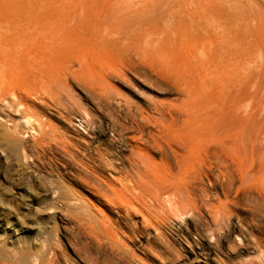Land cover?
Listing matches in <instances>:
<instances>
[{
  "label": "bare ground",
  "instance_id": "1",
  "mask_svg": "<svg viewBox=\"0 0 264 264\" xmlns=\"http://www.w3.org/2000/svg\"><path fill=\"white\" fill-rule=\"evenodd\" d=\"M152 23L0 22V264H164L152 241L185 246L189 264H264L254 25L240 38ZM195 30L212 33L196 44ZM227 47L244 102L207 84ZM80 96L122 117L97 119Z\"/></svg>",
  "mask_w": 264,
  "mask_h": 264
},
{
  "label": "rangeland",
  "instance_id": "2",
  "mask_svg": "<svg viewBox=\"0 0 264 264\" xmlns=\"http://www.w3.org/2000/svg\"><path fill=\"white\" fill-rule=\"evenodd\" d=\"M0 22H148V23L154 22V24H157L158 27L160 26L159 28H161L162 30H166L167 28L166 25L168 26L171 25V28L175 25L176 28L179 29V26L181 25L184 27L183 23L185 24V22H221L222 27L220 28V30L224 29L222 31H224V34L226 33L225 35L231 36L232 33L236 32L238 33V35H240L239 36L240 38L244 37V34L247 33V28H245L246 25H249V22H252V24L251 23L250 24L251 26L254 25V28L253 27L252 28L254 32L253 62H255V64H253L255 66H253L252 68L254 72V74H252L254 75L252 77L253 80L252 82H254L253 86L255 90V102L257 105L256 131L264 135V0H0ZM162 24L165 25V27ZM234 27L236 28V30H238V32L234 30L235 29ZM195 31H198L200 33V36H197L199 35V33L197 32L195 33L193 31L194 33H192L191 39L192 41L195 40L193 42H195L196 44L199 43L200 38L201 39L203 38L201 41L204 42L205 39L207 38V37L204 38V36L208 35L209 37V34L212 33L211 30H209L206 33L204 32L203 34H202L203 31L201 32L200 30H195ZM160 35L159 36L163 38L164 32H162V34ZM157 36L158 35H154V36L148 35V37L150 38L147 37L148 39L146 38L145 39L150 40L151 38L154 37L157 38ZM197 38L199 39L197 40ZM82 41L83 42L81 43V45L84 42L87 45L89 43L88 41H91L90 44H88V46L91 45L90 49L94 50V53H92V55L98 53L99 48L97 44L94 43L95 41H93V39L87 37L84 38V40ZM92 42L95 45H93ZM156 43L158 45H161L163 41H160V44L159 42ZM156 43L155 45H157ZM163 44H169V41L165 42L164 40ZM92 45L94 46V48H92ZM82 46H81L82 48H85L84 45ZM82 48H80V52L83 55H87V56L91 55L92 51L89 50L86 51V49L83 50ZM226 49H224L225 52L224 50H222L223 51L222 54L224 53L228 57L222 58L221 60L223 62L226 60L225 63H222L225 64V66L224 65L222 66V69L224 68L226 70L225 73L226 75L224 74V76L225 77L228 76L227 81L225 77H223L221 80H218L212 76L210 77V82L211 83L213 82L212 83L213 85H210L211 83L208 81L209 79L206 78L205 81L206 82L208 81L207 84L209 85V87H215L216 89H218V87L219 89L226 88L228 89L227 90L228 92L230 93L234 92L233 93L234 95L230 94V96L231 95L233 96V99H236V96L238 95L237 97L238 100L243 101L244 99V101H246L247 93L244 90L246 89L245 86L247 83L246 79L248 73L245 69L242 70L240 68L236 70L233 69L234 72L232 71V67L234 66L233 63L235 62L230 60L232 58L231 57L232 55L229 52L230 48L227 47ZM81 50L85 51L86 53ZM116 54L117 52L108 53L107 54V56L109 55L108 59L109 60L110 59L113 60L114 58L117 59ZM179 55L181 59L180 62L182 60L183 62L185 60L186 61L188 60L189 61L188 63H191L190 58L187 59L189 57L188 52L184 50ZM115 59L113 61H115ZM190 65H191V69L194 70V74L196 75L195 79L198 78L199 76L197 72L199 67L196 68L192 66V64ZM174 68H178V67L174 66ZM229 69L230 71H228ZM240 70H242V72L244 71L246 74L243 72L242 75V72ZM235 71L237 72L235 73ZM231 72L233 75H230ZM200 76H201V72H200ZM239 78H241V80ZM229 79L230 81H228ZM226 82L227 84H224ZM233 84H235L234 86L236 88L238 87L237 88L238 90H236L235 87L233 88ZM159 87L163 88L162 85H159ZM154 88L157 89V87ZM122 91L129 96H134L133 92H131V90L129 89L124 88L122 89ZM160 93H161L160 91L153 92V94L158 95V97L160 98H166V97L172 98L175 96V94H170V93L164 94V92L161 94ZM80 97H81L80 102L82 100L83 105L86 104V106H89L86 107L84 105L85 108H89V109L91 108L90 113L94 114L93 116L97 119H104V120H107V118L116 119V118H120V116L122 115L119 111L118 106H116L114 103L106 104V102H102L100 104H96L92 100H89L83 96ZM74 103L76 102H73L71 106H69L70 109L72 110V114L76 113L77 109H80V105L78 107L77 103H76L77 106ZM43 183L46 184V180H44ZM156 242L152 241V245L157 249L156 252L153 253L158 257H156L155 260L154 259H150V260L152 261L159 260L162 261V263L164 264H181L183 261H185L186 264L190 263L189 258L185 257V254L186 255L188 254L184 249L185 246L180 247L177 243L176 244L174 243L168 245L167 247L165 243L161 244ZM161 258L162 260H160ZM238 259L239 257L238 258L235 257V260L234 258H232L230 262L233 263L235 262L234 264L237 263L239 264L241 262H239ZM240 261H242L241 258Z\"/></svg>",
  "mask_w": 264,
  "mask_h": 264
}]
</instances>
